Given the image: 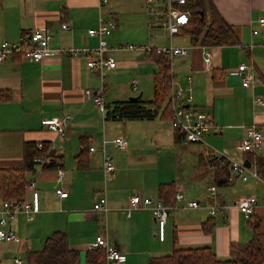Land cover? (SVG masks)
I'll use <instances>...</instances> for the list:
<instances>
[{"label": "crops", "instance_id": "crops-1", "mask_svg": "<svg viewBox=\"0 0 264 264\" xmlns=\"http://www.w3.org/2000/svg\"><path fill=\"white\" fill-rule=\"evenodd\" d=\"M206 2L233 27L240 41V45L210 47V68L204 63L205 46L194 43L185 32L171 39L167 31L150 24L145 0H108L103 12L118 22L108 40L115 50L112 54L117 67L106 71L104 82L87 67L84 57L54 53L40 63H31L15 56L0 64V168L24 167L29 143H38L37 149L39 144L48 143L49 161L59 163L54 169L37 165L35 172L27 174L28 182L36 181L40 212L30 222L23 215L17 218L14 230L19 241L0 242V264H16L17 260L28 264V255L42 251L55 232L66 234L69 248L79 253L78 264H97L88 255L96 250L93 245L99 235L107 237L125 257L108 264H149L152 258L168 256L175 249L200 247H209L219 259L229 260L231 245L246 244L255 235L264 249V145L254 154L239 150L247 128L255 126L264 136V115L253 103L256 95H264V87L253 91L242 87L240 78L228 75L247 64L254 66L264 81V25L259 23L264 19V0ZM99 6L100 0H1L0 46L22 43L34 30L47 28L53 49H96L98 40L90 37L88 30L98 25ZM63 23L70 29L62 30ZM158 30L166 32L174 47L189 48L187 58L167 59L172 85L186 89L192 97L188 106L205 110L212 117L215 131L205 136L203 144L178 140L173 114L162 110L153 120L109 121L107 110L101 111L86 95L87 91L99 92L105 85V108L138 97L152 101L159 66L148 53L126 47L163 49L156 46ZM254 31H258L256 36ZM175 38L181 42L175 43ZM149 82L153 85L151 93ZM64 115L71 116L72 121L61 139L42 122ZM117 137L128 141L127 151L115 148L113 140ZM92 147L96 148L93 153ZM106 155L116 166L110 179L103 173ZM219 158L230 164L242 163L258 178L249 176L243 182L233 178L230 170L228 184L217 186ZM60 171L64 172L63 180ZM171 183L176 190L182 187L187 201H197L200 208H188L186 202L169 207L171 216L162 242L150 211L128 215L127 208L134 194L159 198L160 186ZM62 186L69 193L67 199L56 195ZM212 186L217 189L215 199L209 192ZM102 193L108 199L107 215L94 211ZM248 196L258 199L252 218L235 207ZM214 205L219 210L212 217L210 208ZM205 225L212 226L211 233L204 230Z\"/></svg>", "mask_w": 264, "mask_h": 264}, {"label": "built area", "instance_id": "built-area-1", "mask_svg": "<svg viewBox=\"0 0 264 264\" xmlns=\"http://www.w3.org/2000/svg\"><path fill=\"white\" fill-rule=\"evenodd\" d=\"M146 11L149 17L150 24L154 27H159L169 33L171 39L174 36L181 35L188 28L192 19L191 10L189 8L188 0H145ZM108 4V0H100L99 19L96 28L88 30V35L98 40V47L91 48H67V49H53L50 44L52 41V34L49 29H38L31 32L22 43L10 44L3 43L0 46V64L6 62L15 56L23 57L31 63H40L50 54H60L65 57H84L87 60V67L97 73L102 81H105L106 71L114 70L117 67V60L112 54L114 49L109 45V38L118 27V22L113 16L107 17L103 10ZM264 25V19L259 21ZM62 30H69V25L63 23ZM258 31H254L256 36ZM201 45V44H200ZM203 46V45H202ZM126 49L143 51L151 54L152 48L128 46ZM158 53L164 55L171 62L174 58H187L189 56V48L174 47L163 48L157 50ZM204 63L210 68L212 66V55L210 47L205 46ZM229 76L238 77L241 79L242 87L255 91L259 87H264L263 79L255 72L254 66L249 67L247 64L239 65L235 70L228 72ZM133 88L136 91L137 84L133 82ZM106 91V86L103 85L99 92L87 91L86 95L92 98L95 105L103 112L106 108L103 102V94ZM192 101L191 95H187V90L182 87H175L172 85L169 95V105L172 110V125L175 131L182 133L187 143L203 144L205 136L215 131L211 115L202 109L188 106V102ZM254 107L261 114L264 115V95H256L254 98ZM72 117L64 115L52 119H45L42 125L49 131L57 134L61 139L66 136V130L70 126ZM217 130V129H216ZM218 131V130H217ZM113 145L119 151L128 150V141L122 137H117L113 140ZM264 145V136L257 127L252 126L247 128L245 137L239 144V150L244 154H254L259 152ZM43 144H39L38 149L42 150ZM96 148H90L93 153ZM103 152H105V143ZM48 152L34 160V163L41 168L49 164ZM230 170L233 173L232 177H238L243 182L248 181L249 176L258 178L255 172H251L242 163L232 161ZM103 173L106 179L113 178L116 173V166L111 157H104ZM60 180L64 178V172H59ZM212 198H216L217 189L215 186L209 188ZM56 195L59 198L67 199L69 193L62 186L56 190ZM176 203L186 202L188 208H200L197 201H187L184 189L177 188L175 194ZM258 199L254 196L244 197L239 200L235 207L246 216L252 218L256 213ZM219 208L212 206L210 214L212 217L217 215ZM94 211L107 215L109 212L108 199L102 193L94 203ZM135 211H150L154 219L157 236L160 241L166 239V226L168 218L171 216L170 208L160 198L143 197L140 194H134L129 200L127 208L128 215ZM40 212V193L36 188V181H30L27 185V193L22 200H6L2 202V209L0 211V242H18L19 237L14 230V223L17 218L23 215L28 222L33 220L34 215ZM93 249L103 250L106 254V263H117L123 261L125 257L118 250L116 246L111 245L107 237L99 235L93 245ZM16 264H22V261L17 260Z\"/></svg>", "mask_w": 264, "mask_h": 264}, {"label": "trees", "instance_id": "trees-1", "mask_svg": "<svg viewBox=\"0 0 264 264\" xmlns=\"http://www.w3.org/2000/svg\"><path fill=\"white\" fill-rule=\"evenodd\" d=\"M192 19L185 33L188 34L194 43L203 46L214 47L223 45H240V41L230 26L218 10L212 5L210 11L206 9V0H188ZM1 3V0H0ZM208 5V4H207ZM209 7V5H208ZM159 66V72L154 78V99L145 102L142 99L112 106H106V118L109 121H140L153 120L163 110L164 114L172 115L169 105V95L172 87L173 75L171 73L170 61L157 50L153 49L148 55ZM178 140H184L182 133L176 131ZM38 143L26 144L25 163L22 168H0V200H22L26 195L28 185L27 174L36 171L37 165L34 160L45 155L49 148L48 143H44L42 150L37 149ZM58 162L51 160L45 169L58 167ZM216 184L224 187L228 184L230 173V163L225 158H219L217 162ZM176 185L164 184L159 188V198L168 207H174L176 203ZM255 224L253 229H257ZM211 227V228H210ZM204 230L211 233L212 226L205 225ZM88 259L97 264H104L106 254L103 250L96 249L94 253H89ZM79 253L73 251L68 246L67 236L63 232L53 233L45 243L40 252H32L28 255V264H78ZM149 264H264V249L260 244L257 235L246 244H233L230 247V259L221 260L209 247L175 249L168 256L152 258Z\"/></svg>", "mask_w": 264, "mask_h": 264}, {"label": "rangeland", "instance_id": "rangeland-1", "mask_svg": "<svg viewBox=\"0 0 264 264\" xmlns=\"http://www.w3.org/2000/svg\"><path fill=\"white\" fill-rule=\"evenodd\" d=\"M206 9L209 12L210 11V7H208L207 2H206ZM177 38V37H176ZM175 38V43H180L181 39H176ZM188 41V39H185ZM199 43V42H198ZM156 46L158 48H170L171 47V39H169V37H167V34L165 31L163 30H158L156 33ZM155 73H148L149 76H153ZM148 91L149 93H151V91L153 90V85L149 82L148 86Z\"/></svg>", "mask_w": 264, "mask_h": 264}, {"label": "water", "instance_id": "water-1", "mask_svg": "<svg viewBox=\"0 0 264 264\" xmlns=\"http://www.w3.org/2000/svg\"><path fill=\"white\" fill-rule=\"evenodd\" d=\"M141 97H138V98H132L130 99V101H133V100H139Z\"/></svg>", "mask_w": 264, "mask_h": 264}]
</instances>
